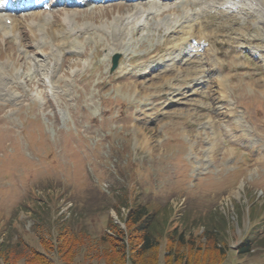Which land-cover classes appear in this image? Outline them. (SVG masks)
Returning <instances> with one entry per match:
<instances>
[{
	"label": "rangeland",
	"instance_id": "rangeland-1",
	"mask_svg": "<svg viewBox=\"0 0 264 264\" xmlns=\"http://www.w3.org/2000/svg\"><path fill=\"white\" fill-rule=\"evenodd\" d=\"M150 1L50 3L10 14L14 34L0 19V252L10 258L34 248L65 264L41 240L68 230L95 241L110 220L122 227L130 196L170 229L216 226L230 248L222 264H264V7L206 0L191 13L180 1L163 5L179 12L175 25L168 14L122 21ZM63 19L56 39L39 28ZM71 264L105 263L86 241Z\"/></svg>",
	"mask_w": 264,
	"mask_h": 264
},
{
	"label": "trees",
	"instance_id": "trees-1",
	"mask_svg": "<svg viewBox=\"0 0 264 264\" xmlns=\"http://www.w3.org/2000/svg\"><path fill=\"white\" fill-rule=\"evenodd\" d=\"M123 201L125 228L110 220L111 233L104 232L95 241L65 230L56 237L42 239V245L48 253L61 257L65 264L72 263L76 247L83 246L86 241L96 243V256L105 264H159L162 248L163 264H222L226 260L230 248L225 242L218 241L216 226L205 228L206 236L186 234V229H170V222L165 226L157 223L156 213L146 204L137 203L130 196H125ZM115 212L118 214L121 208ZM237 251L240 255L248 254L250 240H244ZM21 261L23 264H55L34 248L26 255L13 258L0 252V264H19Z\"/></svg>",
	"mask_w": 264,
	"mask_h": 264
},
{
	"label": "bare ground",
	"instance_id": "bare-ground-1",
	"mask_svg": "<svg viewBox=\"0 0 264 264\" xmlns=\"http://www.w3.org/2000/svg\"><path fill=\"white\" fill-rule=\"evenodd\" d=\"M132 1V0H131ZM197 1V3H194V4H197L198 6L199 5H202V3L203 2H205L206 0H196ZM230 1V3L228 2V0H212V3H213V5H217V4H219L220 3V5L222 4V3H225V4H230V5H237V4H243V5H245V4H247L246 2H247V0H229ZM127 2H129V0L127 1ZM158 2H166V1H158ZM186 2H188V5H192V0H187ZM132 3H134V2H132ZM139 3V2H138ZM142 4V3H141ZM159 4L160 3H156V4H154V5H151V6H149V5H139L138 4V6H134V7H132V9L134 10L135 9V13L132 15L131 13L130 14H128L127 16L128 17H126V18H124L122 21L124 22L125 20H133V19H142V18H148V16L149 15H154V16H156V17H161L162 15H164V14H168V13H170V14H175V10L174 9H169V10H163L162 9V7L161 6H159ZM163 4V3H162ZM259 4H262V6L264 7V0H263V2H259L258 0H251V2H250V6H257V5H259ZM187 5V6H188ZM0 7H1V4H0ZM163 7H165V6H163ZM263 7H261V8H263ZM257 8V7H256ZM253 10V9H252ZM131 11V10H130ZM59 12V11H58ZM96 12V11H95ZM172 12H174V13H172ZM198 12H199V10H198ZM195 13V15L194 14H190V15H188V14H186V16H188L189 18H193L194 16H197V15H199V13ZM179 13V12H178ZM55 15V14H54ZM94 15V14H93ZM126 15V14H125ZM57 16V15H56ZM68 17V16H67ZM70 18L71 17H73V16H69ZM151 17V16H150ZM50 18V17H49ZM64 18V17H63ZM2 19V18H1ZM6 19H10L9 17H7ZM37 19V18H36ZM40 19H43V18H39V20ZM67 19V18H66ZM69 19V18H68ZM39 20H38V23H39V28L40 27H42V28H46L47 27V29L45 30L47 33H48V35L50 36V37H52L53 39H56L59 35H60V33H63V31H65L66 29L64 28V24H66V21H65V19H63V26H57V25H53V24H50L49 22H47V23H44L43 25H41L42 23H40L39 22ZM55 20V19H54ZM12 23L10 24V26L8 27V29H7V27H6V25H5V23L4 22H2V30L3 31H11V33H13V30H18L17 29V27H16V19H13L12 18ZM45 21V20H44ZM43 21V22H44ZM47 21V20H46ZM62 22V21H61ZM69 23H70V21H69ZM137 23V22H136ZM71 25V24H70ZM128 26V25H127ZM133 26V25H132ZM28 29H31L32 31V33H34L35 31L33 30V25H28ZM62 27V28H61ZM190 28L192 27V29H193V31H192V36H196V37H199V34H200V30L197 32V28L198 27H196V26H194V25H192V26H189ZM41 28V29H42ZM203 28V27H202ZM11 29H13V30H11ZM36 29H38V28H36ZM201 29V28H200ZM67 32V31H66ZM6 34H7V32H5ZM186 34H189L188 32L186 33ZM22 35L23 34H21V32H20V39H22ZM24 36V35H23ZM36 36V35H35ZM25 38V37H24ZM48 39V38H47ZM21 41V40H20ZM22 42L24 43V41L22 40ZM22 42H21V44H22ZM51 44V43H50ZM24 46H25V44H24ZM25 47H28V45L27 46H25ZM48 50V49H47ZM218 54V53H217ZM188 64V63H187ZM187 66H192V64H188ZM186 67V66H185ZM162 73H164V74H166L167 73V71H165V72H162ZM191 80L190 79H188V80H186V82L185 83H188V82H190ZM190 84V83H189Z\"/></svg>",
	"mask_w": 264,
	"mask_h": 264
},
{
	"label": "water",
	"instance_id": "water-1",
	"mask_svg": "<svg viewBox=\"0 0 264 264\" xmlns=\"http://www.w3.org/2000/svg\"><path fill=\"white\" fill-rule=\"evenodd\" d=\"M118 59H119V55H117V56H115L114 57V66H113V68H112V70H115L116 69V67H117V64H118Z\"/></svg>",
	"mask_w": 264,
	"mask_h": 264
}]
</instances>
